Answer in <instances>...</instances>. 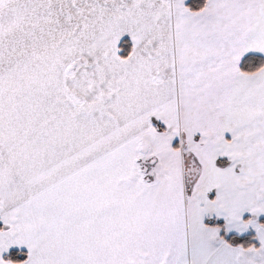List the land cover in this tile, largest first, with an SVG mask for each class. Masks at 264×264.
<instances>
[{
  "label": "snow or ice",
  "instance_id": "1",
  "mask_svg": "<svg viewBox=\"0 0 264 264\" xmlns=\"http://www.w3.org/2000/svg\"><path fill=\"white\" fill-rule=\"evenodd\" d=\"M0 264H264V0H0Z\"/></svg>",
  "mask_w": 264,
  "mask_h": 264
}]
</instances>
